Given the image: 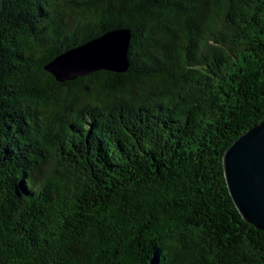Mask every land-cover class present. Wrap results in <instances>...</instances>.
I'll return each instance as SVG.
<instances>
[{
	"label": "trees",
	"instance_id": "1",
	"mask_svg": "<svg viewBox=\"0 0 264 264\" xmlns=\"http://www.w3.org/2000/svg\"><path fill=\"white\" fill-rule=\"evenodd\" d=\"M117 28L127 71L46 69ZM262 121L264 0H0V264H264L224 165Z\"/></svg>",
	"mask_w": 264,
	"mask_h": 264
},
{
	"label": "water",
	"instance_id": "2",
	"mask_svg": "<svg viewBox=\"0 0 264 264\" xmlns=\"http://www.w3.org/2000/svg\"><path fill=\"white\" fill-rule=\"evenodd\" d=\"M132 32L127 28L63 52L46 69L60 82L100 70L125 72L130 67ZM225 175L232 199L243 218L264 230V121L249 128L226 150Z\"/></svg>",
	"mask_w": 264,
	"mask_h": 264
},
{
	"label": "bare ground",
	"instance_id": "3",
	"mask_svg": "<svg viewBox=\"0 0 264 264\" xmlns=\"http://www.w3.org/2000/svg\"><path fill=\"white\" fill-rule=\"evenodd\" d=\"M7 3V2H6ZM7 6V5H6ZM23 6V5H22Z\"/></svg>",
	"mask_w": 264,
	"mask_h": 264
}]
</instances>
